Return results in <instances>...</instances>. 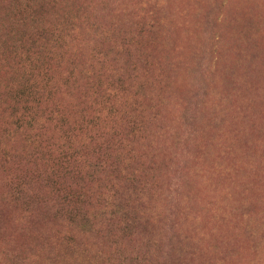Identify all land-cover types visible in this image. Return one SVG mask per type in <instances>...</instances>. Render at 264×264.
<instances>
[{
  "label": "rangeland",
  "instance_id": "1",
  "mask_svg": "<svg viewBox=\"0 0 264 264\" xmlns=\"http://www.w3.org/2000/svg\"><path fill=\"white\" fill-rule=\"evenodd\" d=\"M67 143L83 181L47 183ZM137 263L264 264V0H0V264Z\"/></svg>",
  "mask_w": 264,
  "mask_h": 264
},
{
  "label": "trees",
  "instance_id": "2",
  "mask_svg": "<svg viewBox=\"0 0 264 264\" xmlns=\"http://www.w3.org/2000/svg\"><path fill=\"white\" fill-rule=\"evenodd\" d=\"M41 38H42V36H41ZM53 42H54V40H53ZM46 44H49V43L47 42ZM55 48L56 47L53 44L48 45V48L46 50V55H45L46 58H49L51 56V54L54 52ZM39 76H40V84L37 83V81L33 78V76L31 75L30 72L27 73L25 76L26 82H23L24 84L23 83L19 84V86L25 85V87L19 89L18 91H16L14 89V91H15L14 93L17 96L15 98L21 99V97H20L22 95L21 90L26 89V92L24 94L25 95H31L30 99H26L27 101H30V104L35 103V105H37V103H40V105H42V104H44L43 102L51 101L50 98L47 96V93L50 89V85H49L50 83H49V79H48V76L46 74V71L40 70ZM64 80H67V78H65ZM41 94H45V95L43 96ZM34 95H35V97H34ZM110 107H111V105H110ZM110 110H111V108H107V110H106L108 112L107 114L108 115L110 114L112 116L111 119H109V121L111 123L108 125L103 123L102 119H100L98 116H94V117L90 116L89 119L86 120V123L88 124L87 128L90 129L91 131H94V132H92V135L90 137L88 136V138H90L91 141L85 142V141L81 140V142H80L81 147H83V148L87 147L88 146L87 143L91 142V143H94L93 145L100 148V142L98 141V138H99V136L100 137L102 136L101 134H106V133H103L102 129L107 128V126H108V129L110 130V133L107 134L108 135L107 137H103V139H106L107 143H109V144L112 143V141H109L107 138H111L112 135L114 136L116 134L115 126H116V123H119V121L116 119V116H118V110H116V108L113 109V111H110ZM25 111H27V112H24V114H25V116H27V119H28L27 122L28 123H27V125H25V127H23L24 132L27 130L28 131L34 130V131L38 132V133L36 132V135H37L40 133V131H44V129H45V126L43 125L44 121L53 120L54 122L52 124V127L53 126L56 127V123L59 121V118L57 116L51 117V116H46V115L41 119H36V115L34 114V112L29 111L28 109H26ZM48 112H50L49 114L54 113L53 110H49ZM32 117L34 119H32ZM108 118H109V116H108ZM29 119H31V121ZM23 121H26V120H24L23 114L17 116L13 122V129H17L18 126L23 125L22 124ZM67 130L69 131V129H67ZM64 136H66V134H64ZM70 137H71L70 135L67 136V138H70ZM75 138H77V136H75ZM47 140H48V138H47ZM47 140H46V142H47ZM51 149L52 148H49L47 143H45V144H40L39 148L36 149L35 151L40 154L42 152L45 153V151H48ZM75 160H77V157H75V152L73 149L72 150L70 149V145L67 143L64 148H61V150H59V152L54 154L52 162L45 164L48 170L46 171V175L44 173H42V174L46 179L49 180L46 182L47 183L51 182L50 178H52V179H63V178H65L66 180L77 178L79 181H83L82 179L84 178V176L82 174V168H80L78 166L74 167L73 162ZM107 166H110V163H108ZM113 173H116V169H114ZM47 176L50 178H48ZM69 188H71V187H69ZM82 188H83V186H76V187H74V191H77V192L80 191L81 192ZM108 191L109 190L107 189V193L99 199L103 200V201H107ZM80 196L81 195L79 194L77 199H79ZM58 198L63 199L60 201V203L66 205V206L69 205L68 202H69V200H71V197L67 194H65L64 196L61 195ZM109 204L112 206H116L119 210H126L128 207L127 206L128 205V197H125L121 194H117L111 200V203H109ZM81 211H83V213H85L84 206H82ZM96 212L97 211H93V213H96ZM83 216L84 217H83L82 221H87V222L91 223V225L96 226L97 227L96 231L99 229L100 224L102 226L104 224L105 226H109V227H111V225H113V222H111L109 218H106L104 216L99 217L97 220L94 219L95 217H97L94 214H92V216H89L88 214L85 213V214H83ZM125 228H126V224L122 226V229H125ZM108 231H109V233H111L109 229H108ZM137 264H142V263H137Z\"/></svg>",
  "mask_w": 264,
  "mask_h": 264
}]
</instances>
